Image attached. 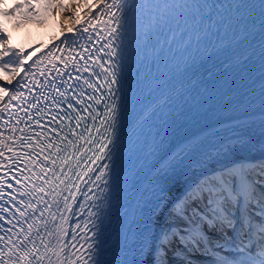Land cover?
Segmentation results:
<instances>
[{
  "label": "bare ground",
  "instance_id": "bare-ground-1",
  "mask_svg": "<svg viewBox=\"0 0 264 264\" xmlns=\"http://www.w3.org/2000/svg\"><path fill=\"white\" fill-rule=\"evenodd\" d=\"M47 1L0 0V52H3L5 47L12 49L13 52L20 53V59L24 62L23 67L16 66L15 72L0 68V85L7 87V92L0 91V117H2L0 140L3 141V144H0V152H4L6 148L4 145L7 146L13 136L31 93L53 67L50 53L62 58L63 54L65 55L72 47L73 42L85 33L84 29H90V24L86 22L87 18L92 16V23H97L94 14L104 3V0H93L90 3L89 0H55V3L50 2V5ZM108 2L111 3V0ZM28 5L32 7L29 8ZM101 15L106 17L103 13ZM9 56L12 60L16 59L11 52ZM6 62L10 67L14 66L7 58ZM17 92L21 95L15 100H10V95ZM250 167L251 170H255L254 172H261L264 168V140L228 141L213 153L206 155L192 169H188L183 178L166 195L156 213L146 250L147 264H154V258L157 256H163L165 264H188L189 261L191 264H218L220 259L215 256H218L219 252L225 257L223 259L241 260V253L231 248L233 239L229 236H232L233 232L230 233V229H228L229 234L222 239L220 235L225 232L224 230L209 231L208 228L205 229L207 227L205 225L203 231L193 228L191 217L193 209L197 207L193 206V200L188 194L197 195L192 190L198 183L206 177L219 174L222 169L239 172L241 168L247 170ZM257 191L259 193V188ZM182 202L190 207H187L186 212L178 215L180 210L177 205ZM199 203L204 206L203 202L199 201ZM166 232L169 233V242L164 248L166 253L164 256L158 252V248ZM205 232L208 233L207 236H204ZM171 233L177 235L173 237ZM192 236L203 237L204 243L194 248L189 243ZM209 237L214 242V246H207ZM226 239L229 240L228 243H225ZM258 240L259 236L253 237V241Z\"/></svg>",
  "mask_w": 264,
  "mask_h": 264
},
{
  "label": "snow or ice",
  "instance_id": "snow-or-ice-1",
  "mask_svg": "<svg viewBox=\"0 0 264 264\" xmlns=\"http://www.w3.org/2000/svg\"><path fill=\"white\" fill-rule=\"evenodd\" d=\"M164 3L167 4L168 0H164ZM183 5H189L192 8V11L189 13V16L184 19V27L181 26L180 22H176V28H179L180 31L177 33L175 29L169 27L168 32L161 33L163 39L161 40L158 37V43L168 45V51L174 55L177 50L173 48V45L182 44V48L179 49L181 53L187 52L189 47L192 44V35L193 33L199 32L200 24L203 22V17L200 16L197 19L198 14L200 13L202 5L198 4L196 0H182ZM18 7H24V5H18ZM29 8L32 5H28ZM179 7V5H178ZM261 7L264 9V0L261 2ZM239 8V5H237ZM15 9H13L14 11ZM132 5L129 0H111V3L108 0H104V3L98 9V11L94 14L97 23L93 24V17L89 16L86 20L87 23L91 26V32H95V35L99 41L105 40V34L108 37H111L107 41V43L103 44L99 49H97L98 53H104V55H116L115 51L105 52V49L111 50L113 47V41L117 38H121V44H124L125 38L128 36V30L131 26V21L129 18V13L132 12ZM103 13L107 16V19H104V16L101 15ZM7 15V13H6ZM168 15V11L166 10L164 13H161V19L164 20V23H168V20L165 19V16ZM191 21V24H190ZM100 24H103V28L99 31L97 29L100 27ZM190 25V26H189ZM69 31H72L69 29ZM89 28H85L84 32H89ZM105 33V34H102ZM169 33L171 35H169ZM147 35V33H145ZM88 39L91 40V35L88 36ZM200 37L196 36V42L199 43ZM55 47V46H54ZM83 48L85 52L88 51L87 48H84L83 45L80 46ZM63 51V50H61ZM68 51L71 53L73 51L72 48H69ZM12 53L16 59L12 60V57L9 56V53ZM124 49L121 48L120 55L123 58ZM52 56V60L50 61L55 67V61L60 60V57L55 56L53 53H50ZM6 58L8 61H11L12 64H15L17 67H23V60L20 59V53L13 52L12 49L5 47L3 52H0V68L5 70H10L11 72L16 71V67H10V64L6 62ZM84 59L83 56L80 57ZM75 56H69L67 60H75ZM93 57L91 54L88 55V58L84 60L85 65H87L88 60H92ZM97 59L103 60L102 56H97ZM67 60H61L62 63L67 67ZM18 62V63H17ZM96 61L93 60V63ZM78 63V61H77ZM100 67L103 69L105 75V80L107 81V87L109 92L112 90V85L121 83V79L116 77L115 71L109 67L104 68V65L101 63ZM88 69L85 68V71ZM43 74V73H42ZM99 76V73H96ZM79 79V77H77ZM85 83H88L86 80ZM19 84V82H18ZM89 88H95L98 90V87L94 84H89ZM71 87V85H69ZM0 91L7 92V87L4 85H0ZM20 93L10 95V100H15L20 96ZM92 99H98L97 97H92ZM122 99V97H121ZM72 105H69L71 107ZM122 111V108H121ZM2 118V117H0ZM118 120V110H117V102L113 101L111 106H106L105 112L103 113V124L101 127L104 128V132L107 133L109 131H114V126ZM107 125V127H104ZM97 134L100 135L99 129H97ZM83 138V137H81ZM66 139V137H65ZM100 147L99 151L104 155H108L107 148L109 144L113 143V138L107 135H100ZM71 143V141H70ZM95 146V141H92ZM0 144H3V141L0 140ZM6 147V145H4ZM75 147V145H73ZM91 151V149H89ZM75 155V154H74ZM83 155H86L84 153ZM83 155L77 156L76 158L82 159ZM96 160L101 159V156L97 153H93ZM3 156V152H0V157ZM47 159V158H45ZM91 159V158H89ZM55 163V162H53ZM2 166V163H0ZM107 166H105L106 168ZM91 171V169H88ZM101 175L104 174V168L101 170ZM255 170H245L241 168L239 172L236 171H227L221 172L219 174H213L211 177L203 180L200 184L196 186L192 191L194 193H198V195H193L189 193V197L195 201L199 200L203 202V210L196 208L193 209L192 212V224L193 228L197 231H203V226L207 225L209 231L216 230L218 232H222L224 229H230L234 233L239 227L243 237L245 239H250L251 236L257 235L259 236V240L252 246L247 244L244 245L243 248L240 249L241 254L244 256L243 259L239 261H228L226 259H222L218 261V264H264V168H262L260 172V178L255 179L253 177V172ZM87 174V173H85ZM100 177H97L99 179ZM3 181L0 179V198L3 196L2 191ZM259 188V193H258ZM179 208L178 215L187 211V207L190 205H185L183 202L178 204ZM235 209V211H233ZM243 209V210H242ZM251 209V211L249 210ZM239 213V216L237 215ZM255 220V223L253 222ZM173 237L177 235V233H171ZM208 233L205 232L204 236H207ZM227 233L224 232L222 239L226 236ZM169 233H164L162 237L161 246L158 248V252L164 253V248L166 244L169 242L168 240ZM183 239V238H182ZM229 240H225V243H228ZM43 244V241H41ZM193 245L194 248H198L203 241V237L192 236L189 241ZM187 246V245H186ZM207 246H214V242L211 238H208ZM15 247V246H14ZM23 247V245H21ZM45 252L43 254H35L33 251H27L23 255L19 256V260L26 261L27 264H32V261L29 260V257H33L37 264H43V257L47 255L48 251H52L53 255L59 257L61 253L64 251V248L60 249H49L47 245H44ZM258 249L257 251H253V249ZM33 249L35 253H40V249L36 247L33 242ZM12 251V249H9ZM3 253L0 250V257H2ZM49 264H52L51 257H48ZM147 264V261L144 262ZM154 264H165V260L163 256H157L154 258ZM191 264V261L188 262Z\"/></svg>",
  "mask_w": 264,
  "mask_h": 264
},
{
  "label": "rangeland",
  "instance_id": "rangeland-1",
  "mask_svg": "<svg viewBox=\"0 0 264 264\" xmlns=\"http://www.w3.org/2000/svg\"><path fill=\"white\" fill-rule=\"evenodd\" d=\"M92 1H93V0H89V3L92 2ZM47 2H48V3H50V2L55 3V0H48ZM50 5H51V3H50ZM13 67H16V65L14 64ZM1 69L5 71V69H3V68H1ZM193 205H194L195 207H197V208L203 210V207H202L200 204H198V203H196V202H193ZM232 248H234L235 251H238L233 245H232Z\"/></svg>",
  "mask_w": 264,
  "mask_h": 264
}]
</instances>
